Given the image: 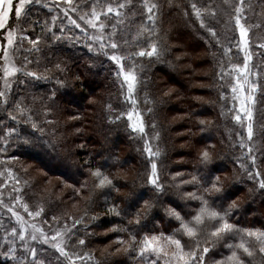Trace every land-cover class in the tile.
Returning <instances> with one entry per match:
<instances>
[{
    "label": "snow or ice",
    "instance_id": "6c2138e0",
    "mask_svg": "<svg viewBox=\"0 0 264 264\" xmlns=\"http://www.w3.org/2000/svg\"><path fill=\"white\" fill-rule=\"evenodd\" d=\"M223 4L230 10L228 13L230 21L234 22V26L229 29L232 35L227 37L229 45L235 41L234 46L238 52L243 53V66L231 64L230 71L225 72L221 64V72L217 73L222 80L225 77H234L235 82L227 86L231 90V100L238 101L239 107L236 108L234 105L229 111L234 113L232 119L235 123L241 129L246 127L247 132L246 139L243 131L236 132L239 141L233 147L238 146L242 150H247L235 157V166L254 184V190L264 194V171H261V167L264 166V149L256 148L253 144V105L256 103L257 92L264 85H261L258 79H249L250 75L259 77L258 72L252 73L251 70L253 53L250 50L252 45L249 33L252 27L260 25L247 24L245 11L246 8L249 10L252 8L251 0L247 3L246 0H223ZM169 6H173L172 0H169ZM178 7L186 19L193 25L198 23L200 29L208 32L216 40V44L223 48L224 57H228L231 63V47L220 44L217 32L208 22L217 19L216 8L220 6L214 7L208 0H186ZM161 10L159 0H0V111L7 113V117L16 123H31L33 130H39L30 115L32 110L28 107V97L23 93L31 81L54 80L57 85L64 87L65 80L61 77L65 76L69 69L65 62L58 61L52 67L44 64L41 73L40 58L34 54L43 55L42 45L51 48L68 41L70 47L74 46L79 42L75 31L78 29L91 41L85 45L88 51L97 56L102 55L110 62L109 72L114 74L120 94L125 96V104L128 107L120 111L114 120L110 119V123L126 121L131 132L139 133L140 139L144 140L142 151L147 153L150 163V170L145 171L144 185L145 191L151 192L152 196L144 202L143 215L137 209L127 225L122 223L143 199L145 191L133 193L132 197L126 198V207L123 209L115 203L108 208L109 220L111 216H115L121 221L109 231L128 235L127 240L118 238L116 243L124 245V252L138 259L140 264H254L257 252L264 264V226L242 224L237 215L240 205L235 200L225 207L233 195L231 189L235 187V182H227V178L216 174V169L208 167L211 162L208 150L202 151L199 155L203 171L197 167L195 172L190 174V179L185 178L182 173H177L169 182L172 184L179 178L180 183L176 185V189L184 193L181 197L183 204L168 200V206L163 207L165 203L163 198L168 189L161 180L159 165L154 159L159 157L161 152L153 149L151 138L145 139L146 124L137 99L141 82L136 71L138 67L136 58L158 59L161 55L159 42L154 40V37L158 36L157 21L160 19ZM53 12L56 14L52 15ZM41 16L44 17L43 20ZM209 44L211 45V41ZM257 47L264 49V43ZM259 55L264 57V52H260ZM44 58L51 63L48 57ZM76 79L79 80V76ZM52 95L54 97L55 92ZM220 98L228 100L224 92H221ZM152 102L145 96V104ZM108 109L110 112L115 111L110 104ZM147 111L151 113L153 109L148 108ZM5 127L10 132L15 131L14 126ZM152 127H156L155 123ZM155 139H159V133H156ZM28 143L29 141L25 140V144ZM6 171L10 179H15V184L11 186L9 192L10 203L5 204L2 199L3 193L0 192V207L10 213L7 223H0V228L3 229V235L0 236V257L8 264H50L40 259L38 250L28 244L26 236L30 235L33 241L53 248L60 257L67 260V264H76V261L84 264L91 260V252L73 254L65 248L68 241L76 235L73 229L83 223L84 217L78 219L69 217L73 221L72 227L68 228L65 225L64 228H60V218L53 216L52 220L56 227L52 228L49 225L52 232L49 235L36 223L45 215L44 208L39 206L33 210L25 199L27 194L22 195L23 189L16 186L20 184L19 179L13 176L10 169ZM90 175L98 189L116 187L113 180L99 168L91 171ZM8 187L7 181L0 184V189L7 190ZM188 188L193 190L187 191ZM160 207H163L166 221L157 231L155 225L149 228L146 221L149 212ZM19 209L31 218V223L25 220ZM101 219L93 216L91 223L84 225L85 238L73 241L74 246L86 247V238L95 235L87 229L99 226ZM153 219L156 220V224L161 223L156 217Z\"/></svg>",
    "mask_w": 264,
    "mask_h": 264
},
{
    "label": "trees",
    "instance_id": "16d2710c",
    "mask_svg": "<svg viewBox=\"0 0 264 264\" xmlns=\"http://www.w3.org/2000/svg\"><path fill=\"white\" fill-rule=\"evenodd\" d=\"M214 1L217 0H208L211 3ZM185 2L186 0H172L173 6L170 7L169 0H159L162 10L157 21L158 36L154 37V40L159 42L161 55L159 60L156 59V63L147 64L148 71L142 68L145 61H141V69L145 71L147 82L141 85L140 91H137L139 110L149 116L150 131H153L152 124L155 123L161 132L159 172L162 182L168 189L163 198L165 201L163 207L168 206V200L183 204L181 197L184 193L176 189V185L180 183L179 178L172 184L169 182L177 173H182L185 178L190 179V174L194 173L197 167L203 171L199 155L202 151L208 150L211 157L208 167L216 169V174L227 178V182H235V187L231 189L233 195L225 207L235 200L240 205L237 215L242 224L264 226V194L254 190V184L235 166V157L247 149L233 147L239 141L236 135L238 130L236 129L233 134L231 126L227 121L224 122L218 108L223 80L217 73L221 72V64L224 61L223 48L216 44L215 39L208 37V32L200 29L198 23L193 25L183 16L178 6ZM219 3L214 2L213 6L221 7ZM261 4H263L261 8H264V2ZM60 15L62 16V13ZM134 31L135 29L133 34ZM220 44L222 45L221 42ZM179 48H184L182 50L184 56H176ZM101 56L85 49H80V54L69 52L59 44L48 47L44 55L51 61L48 63L44 58L48 67H52L58 61L67 64L69 71L61 77L65 80V86L60 87L54 81L51 84L55 92L53 97L50 88L48 90L31 83L32 90L29 94L28 92L23 94L29 98L28 107L35 108V114L37 115L38 111L41 119L44 118L43 110L47 109L50 112L48 116L53 120L51 123L54 133L43 136L25 128L19 130V133L24 134L26 140L36 141L37 152L34 155L30 154L32 157L39 158L41 154L50 157L44 152V145H48L50 154L58 158V164L51 168L54 170L53 174L60 173L59 169L70 174V177L58 176L61 179L60 184H56L44 194L36 189L31 196L43 200L48 211L54 215L67 219L69 217L78 219L83 216V223L73 229L76 233L74 238L80 233L85 238L84 225H89L93 216L102 218L99 226L87 229L95 235L86 238L85 252H91L92 259L84 264H140L138 259L124 252V245L116 243L118 238L127 240V233L109 231L121 221L115 216H111L109 220L108 208L115 203L123 209L126 207V198L132 197L133 193L145 191L144 175L146 169L150 170V163L144 159L139 144L133 141L137 133L132 134L127 122L110 123V119L114 120L115 116L128 105L125 104V96L120 94L114 74L109 72L110 62L104 58L99 61ZM138 63L140 64V61ZM183 63H186L185 67ZM226 67H223L224 71ZM77 76L79 80L76 79ZM198 84L202 85L199 87ZM169 87H176V91L169 92ZM145 96L153 102L145 104ZM203 97L205 99H201ZM260 100L264 109V94L260 96ZM109 104L115 111H109ZM148 108L155 109V114L151 112L153 117L147 111ZM0 116L8 120L7 113L0 111ZM170 116H173L172 121H169ZM261 123L258 126L261 131L256 135L254 145L256 148L264 149V110ZM244 136L246 139V132ZM48 141L50 143L55 141L56 145H51ZM257 155L259 156V152ZM37 160L40 163L44 162L41 159ZM98 168L113 180L115 188L101 190L95 186L90 172ZM261 171H264V166L261 167ZM64 184H68L69 187L66 188ZM151 196V192L145 191L143 199L131 210L132 214L123 219V225H127L128 220L133 219L137 209L143 215L144 202ZM106 200L108 203H105ZM163 207L149 212L146 221L149 228L155 225L159 231L164 226L166 218ZM153 217L159 219L161 223L156 224ZM107 244H109L107 249L100 252L99 250ZM48 248L49 250L44 248L40 251H46L58 262L67 264L64 257H60L53 248ZM0 264L8 262L0 257ZM76 264L81 262L76 261ZM254 264H262L258 252Z\"/></svg>",
    "mask_w": 264,
    "mask_h": 264
},
{
    "label": "rangeland",
    "instance_id": "374dc122",
    "mask_svg": "<svg viewBox=\"0 0 264 264\" xmlns=\"http://www.w3.org/2000/svg\"><path fill=\"white\" fill-rule=\"evenodd\" d=\"M215 3H219L218 0L214 1ZM214 2L212 4H214ZM248 2V0H246V3ZM262 2H264L263 0H251V4H252V8L249 10L246 8L245 11V15L247 17V24L248 25H256L259 24L260 27H252L250 29V41H251V52L253 53V60L251 61V70L252 73H259V77H257L256 75H250L249 79L250 80H259V83L261 85H264V57L260 56L259 53L260 52H264V49H260L257 46L260 43H264V8L263 4H261ZM219 4H221V7L218 8L217 11V19L213 20L215 22L208 21L209 23H211V25L214 27L215 31L217 32V37L220 40V42L222 43V45L225 46H230L231 47V52H230V60L231 63L229 62V58L228 57H224L223 52H222V58H223V67L227 66L225 69L226 71H230L231 69V64H238L240 66H243V53L242 52H238V49L234 46L235 45V41L231 42V45H229V41L227 39V37L231 36L232 33L229 31V29L231 27L234 26V22H231L229 19V9L226 8V6L223 4V0L222 2H220ZM45 12L47 10H44ZM52 15H55V12L51 13ZM44 17L41 16V20H43ZM207 19V18H206ZM218 21V22H217ZM65 23H67V21H65ZM76 31V35L79 37V42L76 43L74 46H69V42L65 41L63 43H60L59 45L64 46L67 51L69 52H75V53H79L80 54V49H85L86 51H88V48L85 47L86 44H90L91 41L87 40L86 37L79 32V30H75ZM37 32H39V29H37ZM208 37H211L208 33ZM130 38V37H129ZM212 38V37H211ZM237 38H238V33H237ZM42 48L44 49L43 51V55H41V53H35L34 55L36 57L40 58L41 61V67L39 69V71L41 73H43V65L45 64L44 61V55L46 52V49L48 48L47 45H42ZM184 49V48H183ZM182 48L178 49V53H176V56H184V54L182 53ZM235 51V52H232ZM89 52V51H88ZM237 54V55H236ZM106 59V57H102L99 59V61L101 59ZM156 59L154 57V59H150L147 57L144 58H136V63L138 65L136 71L138 73L139 79H140V86L138 88V90L140 91L141 89V85L146 84L147 79H145V71L143 69H145L146 71H148L147 69V64L148 63H156ZM107 60V59H106ZM159 60V58H158ZM140 61V64L138 63ZM141 61H145V63L143 64L141 69ZM235 62V63H234ZM131 63V62H129ZM186 66V63H183V67ZM34 68V66H33ZM47 74V73H45ZM54 80L51 81H45V80H39V81H31L29 82V84L26 87V91L29 94V91L32 90V88H30V84L31 83H35L37 86H40L41 88L45 87V88H50V92H53V88L51 87V84H53ZM235 79L233 78H229V77H225V79H223V85H225V87H223V91L224 94L228 97V100H221V98L218 100V108L220 111V114L222 116V118L224 119V122H228V124L231 126L232 132L234 134L235 130L237 129L238 131H243V133L246 132V127L244 129H241L239 125H237L235 123V121L232 119V116L234 115V113L232 111H229L230 109L233 108V106L235 105L236 108L239 107V102L238 101H233L231 100V90L230 87H228L227 85L230 83H234ZM196 83V82H195ZM117 85V83H116ZM202 84H198V86L200 87ZM171 91H176V87H169L168 88ZM24 92V93H25ZM170 94V93H168ZM264 94V87H262L260 89V91L257 92L256 94V103L253 105V130H254V140H253V144L254 141L256 139V135L258 133H260L261 128H259L258 126H260L262 123V117H263V104L261 103L260 100V96ZM29 96V95H28ZM29 99V98H28ZM201 99H205V97L201 98ZM174 100V99H173ZM36 110L38 108V105L36 104ZM31 109V108H30ZM32 111L30 112V115L32 116V120L33 122H35L38 126L39 130H33L31 123H16L14 121H12L9 118L8 120H6L5 118H3L2 116H0V173H2L3 175H0V184L4 183L5 181H7V184L9 185V187L7 188V190L5 189H0V192L3 193L2 199L4 200L5 204L10 203L9 201V192L11 191V186L15 184V179H10L8 177V173L6 171V169H10L13 173V176L16 179H19L20 184L16 185L17 187H20L23 189V193H26V201L29 203V205L33 208V210L36 209V207L42 206L44 208V212L45 215L42 216L41 218H39L36 223L38 226H42L44 228V230L46 232L49 233V235L52 234L51 229L49 227V225L52 226V228L56 227L55 222H53L52 217L56 216L58 218H60V222H59V227L60 228H64L65 225H67L68 228L72 227V219H67V218H62L58 215H54L53 213H50L48 211V209L46 208V205L44 204L43 200L41 199H36L33 198L31 195L34 193V191L37 189V191H40L41 193H45L46 191H48L50 188L54 187L56 184H60V177H70V174L68 172H66L63 169H59L58 171H60V173L57 174H53L51 168L54 165L58 164V158L57 157H53L52 154H50V149L48 147L47 144L44 145V152L46 154H49V156L47 155H43L41 154V157L39 155V158H37L36 156H31L30 154L37 152L36 148H35V140H28L29 143L25 144V140H26V136L24 134H20L19 130H22L23 128L25 129H31L33 131H36V133H39L40 135L43 136H47L50 133H54L53 129V125L52 123H48L47 121L53 122V120L51 118H49V111L47 109L42 111V114L44 116L43 119L40 118V116L38 115V111L37 115L35 114V108L31 109ZM154 114H155V109L153 110ZM144 114V120H145V124H146V133L147 135L145 136V139H149L151 138V143L153 146V149L156 150L158 149L159 151L161 150V132L159 130V127H155L152 130L154 131H150L151 127L148 125L149 124V116L146 115V112L143 113ZM152 113H151V115ZM39 117V118H38ZM169 121L173 120V116L168 117ZM40 119V120H39ZM226 122V123H227ZM234 123L236 125H234ZM9 125V126H14L15 131H9L8 128H6L5 126ZM156 133H159V139H155ZM247 133V132H246ZM132 134H134L132 132ZM182 134V133H180ZM133 138V136H132ZM134 142H136L137 144H139L140 146V150L142 151V148L144 146V140L140 139V134L137 133L134 136L133 139ZM50 143V141H48ZM53 143H50L51 145H56L55 141H52ZM40 146V145H39ZM23 148V149H22ZM22 149V150H21ZM24 154V155H23ZM144 155V159L148 162L149 164V158L147 156V153L143 152ZM13 157H15V159H13ZM161 155L157 158H154L155 161L158 163L159 165V159H160ZM159 158V159H158ZM37 159H41L44 162L40 163V161H38ZM158 160V161H157ZM160 170V168H159ZM48 172H50L52 175H50ZM55 175V176H54ZM60 176V177H58ZM77 176V175H76ZM72 177V175H71ZM131 177V176H130ZM73 178H76L73 176ZM65 187H69L68 184H64ZM40 196V195H39ZM41 198H43L42 196H40ZM21 211V214L24 215L25 220H28L30 223L31 218H29L26 214L23 213L22 209H19ZM10 216V213H7L6 209L3 207H0V223H7V217ZM44 221H47V223H44ZM14 218H13V223H14ZM31 232V229H29V233ZM3 235V229L0 228V236ZM104 235V234H102ZM80 238H84V236L80 233L78 235V237L74 238V236L72 237V240L68 241V243L65 245L66 250H68L69 252L75 254V253H80L81 255L83 253H85V247L84 248H80L79 246H74L73 241H77ZM26 239L28 241V244L31 247H35L38 252H39V258L42 260H46L48 262H50V264H62L60 262H58L51 254L47 253L46 251H40V250H44V248L46 250H49L48 247H50L49 245H45L40 243L39 241H33L31 239V236L28 235L26 236ZM19 243V241H18ZM109 246V244H107L103 249H100V252H103L105 249H107V247Z\"/></svg>",
    "mask_w": 264,
    "mask_h": 264
}]
</instances>
